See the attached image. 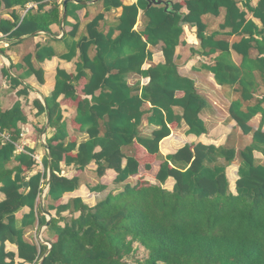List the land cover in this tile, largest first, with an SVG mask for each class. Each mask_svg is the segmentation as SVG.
Instances as JSON below:
<instances>
[{"label":"trees","instance_id":"1","mask_svg":"<svg viewBox=\"0 0 264 264\" xmlns=\"http://www.w3.org/2000/svg\"><path fill=\"white\" fill-rule=\"evenodd\" d=\"M46 1L0 0V6L6 8L38 4L36 12H28L22 19L15 13L14 22L0 20V31L13 37L50 31L53 23L60 22L61 5L54 2L46 11ZM102 3L104 11L122 7L117 25L107 33L100 30L104 12L87 24L88 34L75 43L72 54L62 56L71 60L80 50L77 73L59 68L55 88L46 97V108L41 105V112L48 110L54 129L46 141L50 154L42 161L43 169L35 170L40 164L32 149L15 154L21 133L18 124L27 122L21 104L0 111V131L12 132L5 143L0 138V191L5 194L0 201V264H132L128 257L135 252V243L148 251V257L139 264H264V165L257 164L254 155L258 149L264 153V95L253 106L245 109L243 104L255 97L260 86L255 71L261 73L264 82V0L256 7L243 0V5L261 19V28L246 19L238 0H185L174 2L170 11L153 6L143 14L141 29L136 26L147 0L131 5L121 0ZM70 7L77 11L85 5L69 2L68 15ZM222 8L226 16L221 28H229L230 34H248L232 45L219 40L217 32L209 34L203 21L205 14L219 15ZM186 24L197 27L202 54L221 52L211 67L217 82L240 86L242 99L231 104L230 114L245 134H253V143L239 151L199 142L185 144L166 156L161 154L160 144L172 133L175 123H185L188 134L207 132L201 117L207 99L191 78L179 73L175 61ZM78 26L74 25L72 37ZM116 30L119 34L114 36ZM160 43L165 62L144 69L143 65L153 59L150 47ZM93 46L96 55L91 57ZM254 46L260 55L252 58L250 49ZM233 50L242 54L241 65L233 62ZM55 55L51 46L37 50L38 61ZM31 60V55L25 57L29 74L35 73L43 82V70L35 69ZM131 74L149 77L150 81L131 86ZM82 77L87 78L83 88L86 96L79 99L77 85ZM61 95L78 100L75 121L80 131L88 134L87 139H68V124L58 101ZM260 111L261 124L253 129L250 121ZM145 118L155 126L150 134L142 132ZM140 147L148 153L144 157L137 155V150L143 151ZM127 148H136L135 153L128 154ZM238 156L241 162L234 193L227 167ZM13 159L18 165L8 169ZM141 160L146 161L144 165ZM62 164L81 172L95 164L98 176H111L117 188L94 206L81 196L64 201L66 194L82 186V179L81 174L68 177ZM147 174L156 178V183L145 179ZM131 177H138L134 185L126 183ZM170 177L175 179L173 189L164 186ZM107 187H89L91 193L87 195ZM25 207L30 211L19 218ZM47 214L52 216L49 224ZM43 226L50 239L28 238L30 230L39 231ZM7 242L15 244L17 250H8Z\"/></svg>","mask_w":264,"mask_h":264},{"label":"crops","instance_id":"2","mask_svg":"<svg viewBox=\"0 0 264 264\" xmlns=\"http://www.w3.org/2000/svg\"><path fill=\"white\" fill-rule=\"evenodd\" d=\"M88 1L84 4L85 7L74 11L70 7V13L68 15V3L75 1H69L64 6V0H47L45 10H49L54 2L61 5V17L60 22L53 23L50 26V31L39 30L33 34H26L21 37H13L11 33H4L0 31V111H6L12 108L15 103H20L22 111L27 119L26 123L20 122L18 127L21 131L20 137L16 142L17 150L16 155L22 152H27V148L33 150L32 155L37 159L38 165L35 170L43 169L42 161L47 154H50V149L47 147V138L54 134V129L50 127V115L47 109L41 112V105L46 108V97L51 95L56 84V74L59 68L66 70L69 74L75 75L77 73V63L80 60V50L77 49L76 56L69 60L62 58L63 55L72 54V49L80 38L88 34L87 24L92 21L98 14L104 12L105 18L100 23V30L107 33L111 27H114L118 23V18L122 13V7L113 9L111 11H104V6L101 1L93 2ZM124 5H131L137 0H121ZM173 2H183L185 0H172ZM240 7L246 12V19L253 20L255 24L261 28L262 21L260 18L255 17L253 12L249 11L244 5L243 0H238ZM260 0H250V4L256 7ZM38 10V4L34 2L28 3L25 7L15 6L14 8H6L4 5L0 6V20H8L14 22V14L16 13L21 19L28 12H36ZM184 12H187V8H183ZM144 11H142V17L139 20L137 29L144 27ZM226 9L222 8L219 15L205 14L203 21L207 25V31L209 34L218 33L217 38L219 40H225L231 45L239 42L243 37H247L248 34L234 33L230 34V29H222L221 24L225 21ZM68 23H65V22ZM78 24V30L75 37L71 36L74 30V25ZM14 28L12 31H14ZM184 31L181 36V42L176 48L175 61L178 65L179 73L182 76L191 78L196 85L197 90L207 99V106L201 113V117L205 121L207 132L202 135L188 134V126L184 124L172 125V133L162 140L160 144L161 154L166 156L171 153H175L185 144L192 143H204L213 144L216 146H228L236 148L237 151L251 145L253 143V134H245L237 125V121L232 118L230 114L231 104L239 99H242V93L240 91L239 84L232 85H220L214 73L211 71L216 63V58L221 54L217 51L213 55H204L201 53V41L197 36V27L186 24L183 27ZM119 31L116 30L114 36H117ZM256 38H261L256 36ZM40 46H51L56 55L51 59H45L44 61H38L37 50ZM153 50V59L147 61L143 68L147 69L151 65L158 63H164L165 57L162 52V43L154 47H150ZM27 55L32 56L31 65L35 69H41L44 72V81L41 82L35 73L29 74L30 65L25 61ZM96 55V48L93 46L90 50V56ZM260 55L258 49L254 46L250 49V56L252 58ZM232 60L236 65H241L243 61L242 54L232 51ZM89 72V70H87ZM255 76L260 84L254 98L250 101H243L244 108H248L257 103V101L264 95V82L259 71H255ZM150 81L149 77H143L139 74H131L128 76V82L131 86L137 84H147ZM87 82L86 77H82L77 85L80 98H84L86 95L83 92V88ZM99 93V91H98ZM180 96L182 92L178 93ZM63 113V119L68 124V139H78V141L88 138L86 132L80 131V125L75 121L77 115L78 100H72L61 95L58 99ZM40 102V103H39ZM150 104H148L149 106ZM264 106V104H263ZM179 110V109H178ZM263 111L257 113L250 121V125L253 129H257L262 120ZM142 132L150 134L155 126H151L148 120L145 118L142 124ZM264 130V126H263ZM41 132V136L38 133ZM12 132H1L0 138H3L5 143L11 137ZM46 135V141L41 142V137ZM233 137L234 140L231 139ZM231 139V141H230ZM138 148V145L135 146ZM135 148V149H136ZM141 148V147H140ZM135 149L127 148L126 152L130 155L135 153ZM142 149V148H141ZM129 150V151H128ZM143 150V149H142ZM148 153L144 150L140 153L137 150L138 156H145ZM254 155L257 164L264 165V153L261 150H255ZM50 160V157H49ZM142 165L146 162L141 160ZM240 157L238 156L228 167L227 173L230 180L232 191L236 192V181L239 178L238 171L240 167ZM18 165V161L13 159L8 163L7 168L13 169ZM143 167V166H142ZM95 164H91L84 172L78 171L75 167L62 164L63 173L68 177H72L76 174H81L82 186L72 192L68 193L64 197V201H67L71 197L81 196L84 201L90 204L92 199H96V196L87 195L91 193L89 187L96 186L97 184H108L107 189L102 192H98L97 197L100 194H104L108 190L113 189V178L109 175H105L102 178L96 173ZM51 170V169H50ZM143 172V168H142ZM151 175H146L145 179L156 183V179ZM138 177H131L126 183L134 185L138 180ZM136 180L135 183L131 181ZM124 183V184H126ZM175 179L170 177L165 183V187L173 189ZM120 186V185H118ZM123 187V185H121ZM48 185H46L44 196L42 199V206L45 204V196L47 194ZM95 194V193H94ZM88 197L91 200H88ZM105 198V197H104ZM5 199V194L0 191V201ZM91 203V205H95ZM30 208L25 207L18 213V217L21 218L23 213L29 212ZM54 215L55 212L52 211ZM48 220L52 218L50 214H47ZM37 228L34 229V231ZM33 231L30 230L28 234ZM40 232V233H39ZM38 233L41 236H48L47 227H42ZM36 233V234H38ZM8 250H17L15 244L7 242Z\"/></svg>","mask_w":264,"mask_h":264},{"label":"rangeland","instance_id":"3","mask_svg":"<svg viewBox=\"0 0 264 264\" xmlns=\"http://www.w3.org/2000/svg\"><path fill=\"white\" fill-rule=\"evenodd\" d=\"M38 135H40L41 136V132L40 133H38ZM46 135H44L43 134V136L41 137V142L43 143L44 141H46ZM231 139L232 140H234L233 139V137H231ZM231 139H230V141H231ZM229 147H231L230 145H228ZM129 151V150H128ZM153 178V177H152ZM154 179H156V178H154ZM157 180V179H156ZM135 179L133 180V181H131L132 183H135ZM114 188H117L116 186H114L113 187V189ZM108 193H110V190H108L107 192H105L104 194H100V196L99 197H97L98 196V194H93L92 196H96V199H92V201H90L91 203H95L96 202V204H97V202L99 201V200H101V199H103L104 197H106V195L108 194ZM88 200H91V198L90 197H88ZM90 203V204H91ZM95 204V205H96ZM92 206H94V205H92ZM44 227V226H43ZM42 228V227H41ZM40 228V229H41ZM39 229V230H40ZM33 231H31L29 234H28V238L29 239H33V240H36L37 241V237L40 239V232L38 233V230H35L34 231V229H32ZM36 233H38V235L36 234ZM134 246L136 247V250H135V252L132 254V256L131 257H128L129 259H130V262L132 263V264H139V262L138 261H141V260H144V259H146L147 257H148V251L145 249V248H143L142 246H140L138 243H135L134 244Z\"/></svg>","mask_w":264,"mask_h":264},{"label":"water","instance_id":"4","mask_svg":"<svg viewBox=\"0 0 264 264\" xmlns=\"http://www.w3.org/2000/svg\"><path fill=\"white\" fill-rule=\"evenodd\" d=\"M69 1H75L77 3L80 4H87L88 1H84V0H64V6L66 7L67 3ZM101 0H93V2H98ZM148 5L146 7V9H144V13H146L151 7L153 6H164L166 11H170L172 8V5L174 4V2L172 0H147ZM51 169V167H50ZM50 223V220L48 222V224Z\"/></svg>","mask_w":264,"mask_h":264},{"label":"built area","instance_id":"5","mask_svg":"<svg viewBox=\"0 0 264 264\" xmlns=\"http://www.w3.org/2000/svg\"><path fill=\"white\" fill-rule=\"evenodd\" d=\"M43 196H44V194H43ZM41 236V235H40ZM41 239H42V236L40 237Z\"/></svg>","mask_w":264,"mask_h":264},{"label":"clouds","instance_id":"6","mask_svg":"<svg viewBox=\"0 0 264 264\" xmlns=\"http://www.w3.org/2000/svg\"><path fill=\"white\" fill-rule=\"evenodd\" d=\"M50 247H51V245H50Z\"/></svg>","mask_w":264,"mask_h":264}]
</instances>
